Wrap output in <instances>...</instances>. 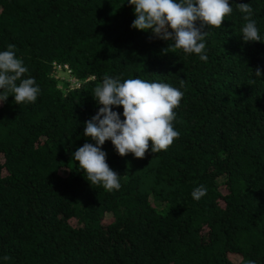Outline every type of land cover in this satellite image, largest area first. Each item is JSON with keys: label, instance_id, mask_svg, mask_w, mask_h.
Here are the masks:
<instances>
[{"label": "trees", "instance_id": "trees-1", "mask_svg": "<svg viewBox=\"0 0 264 264\" xmlns=\"http://www.w3.org/2000/svg\"><path fill=\"white\" fill-rule=\"evenodd\" d=\"M229 3L222 26L204 28V62L132 28L129 0H0V51L15 45L41 90L0 104V264H264V0ZM238 3L260 42L243 41ZM105 74L183 92L168 150L102 146L120 175L112 191L73 160L95 145L84 129Z\"/></svg>", "mask_w": 264, "mask_h": 264}, {"label": "clouds", "instance_id": "clouds-1", "mask_svg": "<svg viewBox=\"0 0 264 264\" xmlns=\"http://www.w3.org/2000/svg\"><path fill=\"white\" fill-rule=\"evenodd\" d=\"M129 3L134 6L136 17L132 28L151 31L158 39L172 41L169 47L182 49L186 54L194 53L204 62L208 60L205 54L208 31L204 28H219L233 11L229 0H129ZM237 8L244 14L243 41L260 42L250 3H238ZM28 71L17 58L15 45L10 44L8 50L0 51V104L7 102L8 93H12L18 105L37 100L41 90L34 78L26 77ZM255 75H264V70L257 67ZM183 83L182 79L181 86ZM93 97L100 107L86 122L84 135L95 141V145L85 143L79 147L73 160L79 163L91 185H102L107 191L119 190L120 175L109 167L102 146L110 140L121 157L131 153L137 159L145 157L150 142L152 153L168 150L180 136L173 122L183 92L168 83L140 78L121 82L118 77L105 74L102 83L94 88ZM121 106L123 120L113 111V107ZM206 192L201 185L193 190L192 196L200 200ZM248 264H255V261Z\"/></svg>", "mask_w": 264, "mask_h": 264}, {"label": "rangeland", "instance_id": "rangeland-1", "mask_svg": "<svg viewBox=\"0 0 264 264\" xmlns=\"http://www.w3.org/2000/svg\"><path fill=\"white\" fill-rule=\"evenodd\" d=\"M73 82H74V80H73ZM78 85V84H77Z\"/></svg>", "mask_w": 264, "mask_h": 264}]
</instances>
